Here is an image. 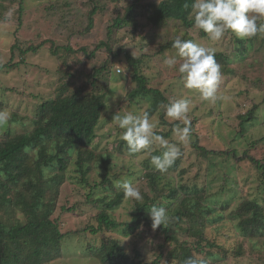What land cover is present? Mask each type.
I'll return each mask as SVG.
<instances>
[{
    "label": "trees",
    "instance_id": "16d2710c",
    "mask_svg": "<svg viewBox=\"0 0 264 264\" xmlns=\"http://www.w3.org/2000/svg\"><path fill=\"white\" fill-rule=\"evenodd\" d=\"M140 1H134L123 15L114 20L108 28V40L102 41L96 50L88 53V57L94 58L101 48H106L114 58L125 54L127 70L135 85L128 95L131 106L147 108L145 111L152 119L159 116L161 127L155 131L156 134L170 143H177L170 139L171 133L174 127L185 124L165 118V108L161 105L171 101L166 92L151 85V80L143 74L142 59H136L123 49L114 53L110 43L115 31L123 30L130 24L139 25L138 16L155 27H169L173 23L171 27L179 26L178 33L183 32L182 39L194 40L188 33V29L193 28V21L188 18L193 0ZM185 4L189 7L186 8ZM99 10V7L91 10L90 19ZM80 32L75 30L73 34ZM261 34L239 39L226 32L224 39L232 42L235 56H244ZM199 37L205 39L206 34L199 31ZM172 42L165 48L172 49ZM13 47L17 48L16 45ZM62 49L73 52L69 47H53V55H58ZM111 60L95 68L88 82L73 92L66 90L75 83L70 80L63 88L57 89L58 93L53 97L38 98L33 95L36 102L29 113L11 110L9 124L15 125L16 129L10 127L7 131H0V264H50L66 258L63 243L68 233L61 231L56 213L59 192L70 180L72 171L79 175L82 189L90 187L85 202L90 205L89 212L95 221L90 227L91 234H117L113 238H103L100 244L85 246L84 256L101 264H161L163 259L167 263L172 260L173 264H184L187 258L193 256L203 264H221L231 257H241L244 254L243 245L229 254L223 246L206 237L208 228L216 225L219 228L221 223H232L249 241L264 240V152L259 158L254 155V152L264 148V136L240 152L234 145L230 149L208 148L196 133L198 118L194 112L188 113L190 119L187 120L191 129L189 137L193 139L191 150L188 151L183 144L178 145L182 155L166 172L156 170L150 159L144 163L137 181L133 182L143 199H125L123 191L117 190L115 180L119 176H112L108 166L115 153L109 149L99 150L94 144L108 107L110 83L116 76ZM215 60L221 65V73L231 74L234 71L232 66L235 61L231 53L215 50ZM262 81L264 78L256 79L254 84L259 85ZM90 85L95 89L87 92ZM7 105L5 101H0V110H9ZM258 109L259 105H254L245 114L239 115L241 130L235 133L234 144L235 140L245 135L246 125L255 120ZM124 149L127 151L126 142L119 140L116 150L122 152ZM164 150L162 147L152 149L151 155H161ZM190 161L192 165L187 164ZM223 162L234 165L213 176L212 168L220 166L222 170ZM97 169L101 171L100 181L89 182V174ZM242 169L246 170L245 181L251 179L252 174L258 177L255 194L250 189L248 194L245 191L248 182L244 184L241 176L234 175L235 170L238 173ZM216 176L222 180L218 187H214L217 179L212 183ZM240 188L242 196L238 197ZM126 200L131 203V214L128 215L129 221L121 222L112 216V212ZM152 206L168 210L169 222L165 228L152 229L147 214V209ZM65 208L73 212L77 207ZM151 234L164 240L159 246L161 253L152 261L146 257L142 246ZM123 237L137 239L132 242V252L121 243Z\"/></svg>",
    "mask_w": 264,
    "mask_h": 264
},
{
    "label": "rangeland",
    "instance_id": "374dc122",
    "mask_svg": "<svg viewBox=\"0 0 264 264\" xmlns=\"http://www.w3.org/2000/svg\"><path fill=\"white\" fill-rule=\"evenodd\" d=\"M134 1L137 0H0V101L8 103L7 111L10 115L11 110L20 111L21 114L29 113L34 109L36 102L33 95L38 98L53 97L58 93L57 89L63 88L70 80L75 83L66 90L73 92L88 82L95 68L112 59L116 76L110 83L108 107L98 127V136L94 144L99 150L109 149L115 153L108 165L111 175L119 176L115 182L129 179L132 183L137 181L144 163L151 158V153L130 156L125 149L122 152L117 151L121 130L111 122L114 115L122 109L139 113L147 108L131 106L128 95L135 85L127 70L125 54L114 58L106 48H101L91 59L88 53L96 50L102 41L108 40V28ZM148 1L157 0L140 2ZM95 7H99L100 10L90 19L89 12ZM136 20L139 23L136 27L130 24L127 28L114 32V38L110 43L113 52L123 49L136 59H142L143 74L151 80L152 86L165 91L171 101L179 98L190 100L188 113L194 112L198 118L195 128L203 145L214 149H230L234 145L240 152L250 143L264 136V82H259V85L254 84L256 79L264 78V33L244 56H235L232 53L234 50L232 42L224 39L225 34L217 43L210 42L207 38H200L199 30L188 29L190 30L188 33L195 38L194 41L220 52L231 53L235 61L232 60L234 71L231 74L222 72L218 84L219 94L229 96L230 100L223 104L219 101L212 104L201 100L198 91L185 89L178 71L175 68L169 69L164 64V60L175 53L174 49L165 48V45L174 41L176 36L183 37V32L178 33L180 27H171L173 23L169 27H155L140 16ZM89 26L92 27L90 30H88ZM182 29L186 31L184 27ZM75 30L81 32L73 34ZM14 45L17 48L14 49ZM32 47L37 50L33 51ZM53 47H69L73 52L62 49L58 55H53ZM94 89L95 87L90 85L87 92H92ZM113 97H116L115 101ZM254 105H259L255 120L246 125L245 135L235 140L234 144L235 133L241 130L239 115L245 114ZM188 113L186 120L190 119ZM152 120L156 124L154 129L156 131L161 127L160 118L156 115ZM174 121L176 120L170 122ZM10 127L16 129L15 125L10 126L8 122L6 126L0 127V131H7ZM170 139L177 142L173 138V132ZM192 142L193 139L189 137L188 141L183 143L188 151L191 150ZM151 147L155 150L160 146L153 144ZM262 152L264 148L254 152V155L259 158ZM187 164L192 165V161ZM229 164L234 165L232 162ZM231 166L223 162L222 170L217 166L212 168V174L214 176L221 171L229 170ZM245 171L242 169L237 173L235 170L234 175L241 176L245 181ZM100 172L97 169L89 174L88 181L99 182ZM217 176L213 178L212 183ZM251 177L244 183L248 182L245 191L249 194L250 189L255 194L259 180L254 174ZM78 179L79 175L72 171L70 180L59 192L56 217H59L61 231L68 233L63 243V255L66 258L50 264H101L96 259L84 256L85 246L100 244L103 238L109 236L113 238L117 235L115 232L104 235L91 234L90 227L95 221L92 220V214L89 212L90 205L85 202L86 192L90 191V187L86 186L82 189ZM221 182V178H218L214 187H218ZM244 184L242 182V185ZM241 190L242 188L239 189L238 197L242 196ZM73 205L77 207L73 212L65 208ZM130 209L131 203L126 200L112 212V216L121 222L129 221ZM87 229L88 231L85 232ZM206 237L223 246L229 254L235 253L240 245L244 246V254L241 257H231L221 264H264V240L254 242L245 239L232 223H221L219 228L217 225L208 228ZM135 240H137L135 237H123L121 243L132 252V242ZM163 242V238L155 237V234L146 238L142 246L150 261L161 253L159 246ZM161 264H173V262L171 260L167 263L163 259Z\"/></svg>",
    "mask_w": 264,
    "mask_h": 264
},
{
    "label": "clouds",
    "instance_id": "9594fccd",
    "mask_svg": "<svg viewBox=\"0 0 264 264\" xmlns=\"http://www.w3.org/2000/svg\"><path fill=\"white\" fill-rule=\"evenodd\" d=\"M185 7L189 6L185 4ZM188 18L193 21L195 30L202 31L213 42L219 41L226 32L233 33L239 39L251 38L258 33H264V22H261L264 21V0H193ZM171 48L175 53L166 58L164 64L169 69L175 68L178 71L185 89L198 91L201 100L212 104L218 101L223 104L230 100L229 96L218 92L221 65L215 60L214 48L205 47L191 39H182L181 36L175 38ZM115 99L113 97L114 101ZM190 103L186 98H179L169 101L167 105H161L165 108L166 119L183 121L185 124L173 129V138L177 143H170L156 134V124L147 111L137 113L122 109L114 115L111 123L121 130L119 139L126 142L130 156L140 153L150 155L153 144L165 149L161 155H151L150 162L156 170L166 172L182 155L178 145L189 139L191 129L187 126L186 114ZM9 119L10 113L0 110V127L6 126ZM115 187L123 191L125 199H143L140 191L129 179L116 181ZM147 210L154 231L161 226H167L169 216L165 207L152 206ZM184 264H203V261L193 256L187 258Z\"/></svg>",
    "mask_w": 264,
    "mask_h": 264
}]
</instances>
